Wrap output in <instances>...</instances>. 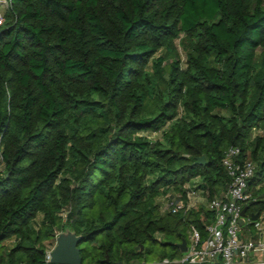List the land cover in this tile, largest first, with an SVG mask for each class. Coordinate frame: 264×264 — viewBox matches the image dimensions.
I'll return each instance as SVG.
<instances>
[{
	"label": "trees",
	"instance_id": "trees-1",
	"mask_svg": "<svg viewBox=\"0 0 264 264\" xmlns=\"http://www.w3.org/2000/svg\"><path fill=\"white\" fill-rule=\"evenodd\" d=\"M8 7L0 27V264H55L43 241L66 225L82 236L81 264L140 262L156 245L159 259L180 256L186 227L205 238L213 214L204 205L163 212L164 197L187 185L206 199L221 195L233 146L256 164L248 212L264 211L255 190L264 183V0ZM201 155L205 164L196 163ZM11 237L15 245H2Z\"/></svg>",
	"mask_w": 264,
	"mask_h": 264
},
{
	"label": "built area",
	"instance_id": "built-area-1",
	"mask_svg": "<svg viewBox=\"0 0 264 264\" xmlns=\"http://www.w3.org/2000/svg\"><path fill=\"white\" fill-rule=\"evenodd\" d=\"M4 20L0 9V27ZM240 154L237 146L230 147L226 152L223 165L231 181L221 195L206 199L202 192L187 185L185 194L170 191L164 197L162 211L172 214H187L199 207L200 200L207 201L206 206L213 214V220L206 224L205 238L192 224L188 250L181 252L180 256L126 264H264V215L257 211L248 212V206L255 204L256 200L250 187L256 164L252 160H242ZM245 207L247 215L242 217ZM256 213L258 218L253 220L252 215ZM242 218L243 224L240 223ZM50 251L46 253L48 261Z\"/></svg>",
	"mask_w": 264,
	"mask_h": 264
},
{
	"label": "water",
	"instance_id": "water-1",
	"mask_svg": "<svg viewBox=\"0 0 264 264\" xmlns=\"http://www.w3.org/2000/svg\"><path fill=\"white\" fill-rule=\"evenodd\" d=\"M196 163L205 164L206 156L201 155L198 157ZM245 207L242 211V217H246ZM258 213L252 215V219L258 218ZM240 223H244V219L240 220ZM82 239L81 235H78L69 225H66L63 230L56 237V244L54 248L49 252L50 262L55 264H81L82 256L79 249V243ZM180 252H186L188 250V244L185 239L178 244ZM44 252V250H41ZM108 261V258H107ZM118 264H123L119 262Z\"/></svg>",
	"mask_w": 264,
	"mask_h": 264
},
{
	"label": "rangeland",
	"instance_id": "rangeland-1",
	"mask_svg": "<svg viewBox=\"0 0 264 264\" xmlns=\"http://www.w3.org/2000/svg\"><path fill=\"white\" fill-rule=\"evenodd\" d=\"M9 6V0H0V9H1V11L4 13V18H5V22L8 20V7ZM179 40H180V38H177L175 41H176V43H177V46H178V49H179V52H180V54H181V58L183 59V60H185V54H184V52L182 51V49H181V47H180V45L178 44L179 43ZM173 59H170L169 61H172ZM168 64V63H167ZM146 135L147 136H149V138H151V139H157V138H159V137H161V132H148V133H146ZM264 183H257L256 185H255V190H257V191H259V194H261V195H263L264 194V185H263ZM163 196L164 195H162V196H160L159 198H160V201L162 202V200H163ZM159 198H158V200H159ZM200 201H202V202H200L199 203V206L202 204V205H204V206H206V204H207V201H204V200H200ZM263 213V215H264V211L262 212ZM64 223H66V220H64ZM190 226L188 225L187 227H186V229H185V234L190 238ZM59 234V233H58ZM16 241H17V238L16 237H11V238H9V239H7L4 243H2V245H6V247H11V246H13V245H15V243H16ZM55 244H56V237L54 238V239H45L44 241H43V247L46 249L45 250V252L47 253V251H50V250H52L53 248H54V246H55ZM154 249H155V253L154 254H151V255H147L145 258H143L142 259V261L143 260H148V261H155V260H160L159 258H158V254H157V252L160 250V246L159 245H156L155 247H154ZM86 264H88V263H86Z\"/></svg>",
	"mask_w": 264,
	"mask_h": 264
},
{
	"label": "clouds",
	"instance_id": "clouds-1",
	"mask_svg": "<svg viewBox=\"0 0 264 264\" xmlns=\"http://www.w3.org/2000/svg\"><path fill=\"white\" fill-rule=\"evenodd\" d=\"M60 232H61V231H60ZM60 232H59V233H60Z\"/></svg>",
	"mask_w": 264,
	"mask_h": 264
}]
</instances>
